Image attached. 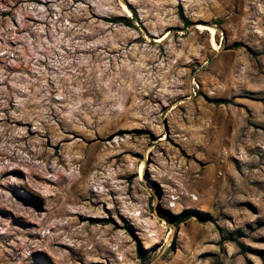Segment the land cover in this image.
I'll return each mask as SVG.
<instances>
[{"label":"rangeland","instance_id":"374dc122","mask_svg":"<svg viewBox=\"0 0 264 264\" xmlns=\"http://www.w3.org/2000/svg\"><path fill=\"white\" fill-rule=\"evenodd\" d=\"M143 263L264 264V0H0V264Z\"/></svg>","mask_w":264,"mask_h":264},{"label":"trees","instance_id":"16d2710c","mask_svg":"<svg viewBox=\"0 0 264 264\" xmlns=\"http://www.w3.org/2000/svg\"><path fill=\"white\" fill-rule=\"evenodd\" d=\"M179 16H180L181 20H183V22L186 25L189 24V21L187 19H185V17L182 15V13H180ZM104 20L109 22V23H112V24H120V25L128 27V28H135V26L133 24V20L130 19L129 17H126V16H114V17L105 18ZM234 47H237V46H234ZM228 103H229V101H227V100H216V101H214V104H216L218 106L228 104ZM137 133L140 134L141 131H137ZM186 217L187 216L180 217L178 223L185 220ZM143 264H146V263H143Z\"/></svg>","mask_w":264,"mask_h":264},{"label":"bare ground","instance_id":"6f19581e","mask_svg":"<svg viewBox=\"0 0 264 264\" xmlns=\"http://www.w3.org/2000/svg\"><path fill=\"white\" fill-rule=\"evenodd\" d=\"M200 29H208L207 27L199 26Z\"/></svg>","mask_w":264,"mask_h":264},{"label":"water","instance_id":"95a60500","mask_svg":"<svg viewBox=\"0 0 264 264\" xmlns=\"http://www.w3.org/2000/svg\"><path fill=\"white\" fill-rule=\"evenodd\" d=\"M166 126V125H165Z\"/></svg>","mask_w":264,"mask_h":264}]
</instances>
